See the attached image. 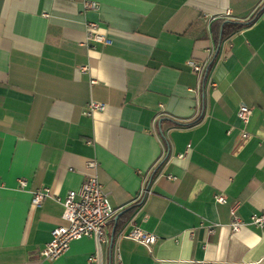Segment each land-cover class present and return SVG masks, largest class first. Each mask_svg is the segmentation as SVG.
<instances>
[{
    "label": "crops",
    "instance_id": "0c3cea01",
    "mask_svg": "<svg viewBox=\"0 0 264 264\" xmlns=\"http://www.w3.org/2000/svg\"><path fill=\"white\" fill-rule=\"evenodd\" d=\"M192 59L214 61L206 79ZM92 100L106 109L86 115ZM91 160L117 210L108 242L45 260ZM0 186V264H264V229L233 233L230 214L264 210V0H0Z\"/></svg>",
    "mask_w": 264,
    "mask_h": 264
},
{
    "label": "built area",
    "instance_id": "2783aa9c",
    "mask_svg": "<svg viewBox=\"0 0 264 264\" xmlns=\"http://www.w3.org/2000/svg\"><path fill=\"white\" fill-rule=\"evenodd\" d=\"M85 7L86 9H98L99 3L96 1H86ZM98 27V22H90L88 37L97 42L105 44L111 43L105 35L97 32ZM188 64L201 77L205 76L209 65L208 62H201L194 59L190 60ZM211 85L216 86V83L211 82ZM105 109L106 105L104 103L92 100L88 103L84 113L91 116ZM252 112V107L246 104H242L239 107L238 117L244 127L248 124ZM228 133H231V131L228 130ZM242 135L245 138L249 137L245 129ZM186 154L187 152L180 154V157H185ZM87 169L88 173L86 179L79 189L71 190L64 198L59 199L64 205L63 218L67 221V224L59 225L51 231L50 241L47 242L40 251L41 257L45 260L53 261L58 259L70 248L72 241L87 236L96 234L100 243L108 242V238L103 234L102 230L117 210L113 207L108 193L104 190L99 180L98 162L96 160L89 161ZM169 177L174 178L173 176ZM19 182L22 188L28 185V181L25 178L20 179ZM149 193L150 190H142V195L147 196ZM48 195H50V190L48 188L38 189L33 192L32 203L40 205L43 199ZM216 200L218 202H225L226 197L224 195H218ZM230 214L233 233L240 232L246 224L264 229V210L253 213L249 222L244 221L240 215L238 204L231 206ZM213 231L214 230L211 228L210 232ZM127 236L145 245H151L157 240V236L154 233L148 232L137 225L133 226ZM94 259V257L91 258V260ZM116 262V264H123L119 253L116 255Z\"/></svg>",
    "mask_w": 264,
    "mask_h": 264
},
{
    "label": "trees",
    "instance_id": "16d2710c",
    "mask_svg": "<svg viewBox=\"0 0 264 264\" xmlns=\"http://www.w3.org/2000/svg\"><path fill=\"white\" fill-rule=\"evenodd\" d=\"M262 12H263V6H261L260 9H258V10L252 15V17H251V19H250L249 22L256 20V19L260 16V14H261ZM242 26H243L242 23H237V24H233V25H230V26H229V24H225V25H224V28H223V31H222V34H223V36H225V35H227L228 33H232V32H234V31L240 29ZM213 63H214V61H212V62L208 65V69H207V71H206V73H205V76H204L205 79H206L207 76L209 75V72H210V70H211V68H212Z\"/></svg>",
    "mask_w": 264,
    "mask_h": 264
}]
</instances>
